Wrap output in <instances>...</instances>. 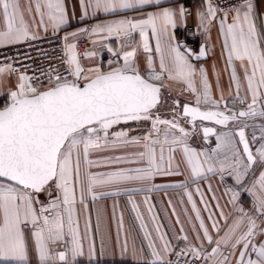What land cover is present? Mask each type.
<instances>
[{"label":"snow or ice","instance_id":"1","mask_svg":"<svg viewBox=\"0 0 264 264\" xmlns=\"http://www.w3.org/2000/svg\"><path fill=\"white\" fill-rule=\"evenodd\" d=\"M76 2L82 17L129 10L144 14L140 18L124 15L104 20L66 34L60 59L68 66L67 75L61 74L58 67H49L42 68L40 75L17 76L16 90H9L7 103L0 108V262L32 264L30 257L34 253L36 264H76L77 258L85 254L84 240L90 231L87 220L83 233L80 230L78 203L86 210V196L95 202L105 195L119 194L121 189L128 193L153 191L161 187L153 183L157 177L184 175L183 165L188 179L172 187L185 189L184 195L199 222V230L193 226L196 243L185 234L180 237L185 247L173 248L149 205L156 233L153 237L130 196L129 203L150 255L148 258L143 250H134L137 264H264V31L257 27L254 0H204V7L195 13L197 32L202 31L207 38L213 20L218 19L226 64L231 69L230 82L236 92L234 97L229 95L231 108L222 91L219 100L213 98L207 70L191 63L192 59L207 58V45H201L196 54L176 40L178 21L186 24L191 14L184 5L167 7L161 0ZM147 7L158 10L145 11ZM68 23L64 0H26L23 7L20 0H0V48L40 39V28L45 32L51 29L55 35ZM80 34L97 37L94 44L118 41L119 51L110 44L103 45L117 57L108 61V71L99 65L87 70L82 67L77 44L68 43L70 37ZM150 39L155 41L158 68L151 55ZM141 50L148 54L144 73L139 67ZM96 55V51L85 52L86 58ZM236 62L243 72V84ZM17 72L12 63L0 64V77ZM93 72L94 76L86 74ZM165 76L184 84L182 91L196 97L195 106H182V115L190 118L192 131L181 126L175 114L172 119L159 114V106L166 103L162 99V88L167 86ZM81 79L87 81L83 86ZM172 104L175 113L180 102L173 99ZM236 104L241 105L238 111ZM258 118L260 123H256ZM197 119L228 129L217 132L214 127H203L205 140L215 136L214 148L198 150L190 146ZM144 122L150 126L142 129L139 125ZM132 123L137 127H130ZM230 123L235 127L229 128ZM250 127L254 130L249 138L246 129ZM100 152L122 154L93 159V153ZM114 165L136 166L113 168ZM93 167L113 170L92 172ZM210 176L219 177L224 184L223 195L228 197L231 213H225L211 183L207 185L211 202L199 187V181ZM226 177L231 178L232 185L226 183ZM189 182L197 185L195 193L215 236L193 192L187 190ZM131 185L141 187H128ZM242 192L249 197L247 208L240 202ZM41 195L45 200L40 199ZM144 203L148 204L147 198ZM169 205L179 223L171 200ZM88 257L93 258L91 243Z\"/></svg>","mask_w":264,"mask_h":264},{"label":"crops","instance_id":"2","mask_svg":"<svg viewBox=\"0 0 264 264\" xmlns=\"http://www.w3.org/2000/svg\"><path fill=\"white\" fill-rule=\"evenodd\" d=\"M26 0H20L21 6L25 5ZM65 7L69 16V23L64 25L59 32H63L64 35L78 31L79 29L86 28L87 22H102L108 19H119L126 15L129 18H140L144 13L134 10L126 11L125 13L120 14H112V15H104L101 14L96 18H93L91 15L87 17H82L81 9L76 2V0H64ZM162 5L172 8H179L181 5L176 0H161ZM255 5V13L257 16V27L259 30L264 31V0H254ZM204 7V0H198L194 2L193 5V15L190 18L186 19V24H180L178 21V26L175 29L176 40L182 44L186 45L187 41V32L186 28L188 25H193L197 30V18L196 11L198 9H202ZM73 9L74 14H73ZM157 8L147 7L145 11H155ZM34 14V13H33ZM26 19H28L27 13ZM38 19V18H37ZM229 22H231V16H229ZM58 32V33H59ZM38 35L40 37L51 36L54 35L49 29L47 32L40 28L38 30ZM199 35V45H207L209 51L207 58L204 61H195L191 60L197 68L203 66L207 70L208 79L211 84V92L214 99L219 100L221 97V91L223 92V96L225 100H229V95L234 97L235 86L230 82V72L231 69L228 68L226 64V53L223 50V39L219 30V22L217 20H213L210 32L208 33L207 38L205 34L201 31L198 32ZM82 34L77 37H70L68 43H78ZM97 37H92L90 35L87 51H96L97 55L93 58H86L85 52L82 54L78 53L80 64L82 67L87 70L89 68H94L99 65L103 71H108V61L116 60L117 57L113 56L108 52L107 47L103 45L110 44L111 47L119 51V43L115 39L101 41L99 43H93V40H97ZM136 40H139L138 35L136 36ZM11 46V45H10ZM150 46L153 48L151 55L153 56L154 62L158 68L159 65V57L155 53V41L154 39H150ZM183 50V49H182ZM148 54L143 53L141 50L138 54L139 58V67L142 73L145 72L146 63L145 59ZM123 61L121 60L120 63ZM237 73L240 76L241 83H244L243 72L240 68L239 62H236ZM89 76H94L95 73H86ZM217 74L219 76V87L217 86ZM17 76L15 74H5L3 77H0V108H2L8 100V92L9 90H16L17 85ZM165 85L166 87L162 88V97L166 103L163 105L164 107L159 108V114L162 118L172 119L173 115H176V118L179 124L185 127L186 130L192 131L193 128L189 124V120L187 118H183L181 116L182 106L185 103H189L192 106H195L196 97L192 93L188 91H182L185 88V85L176 82L169 81L165 76ZM197 87H199V77H196ZM87 82L84 79H81L79 83ZM243 94V90H242ZM173 99H177L180 102V107L175 108V113L173 112V108L175 107L172 104ZM229 108L233 105L229 100ZM203 107V105H202ZM241 108V105L236 104L235 109L238 111ZM221 109L223 110V105H221ZM162 111L164 114L162 115ZM259 118L256 123H260ZM251 123V122H250ZM130 127H137L136 124L129 125ZM150 125L148 122L145 124L139 125V127L147 128ZM203 127H214L217 132L226 131L228 129L215 125L209 121H200L197 119L195 121V135H193L189 139V144L192 147L197 148L198 150H210L215 147L216 140L215 136H209L207 140L203 137ZM235 126L230 123L229 128H234ZM116 130V129H114ZM253 128L246 129V135L250 138L253 132ZM132 135H136L137 133L133 132ZM258 134V132H257ZM238 139V138H237ZM242 147V146H241ZM118 155L122 154L120 152L112 153V152H100L93 153V159L97 157L109 156V155ZM177 159H179L180 153L176 154ZM136 165H114L115 167H135ZM113 170L112 168L106 167H93L91 169L92 172H104ZM181 171L184 172V175H173L167 177H157L153 183L156 185H160L161 187L153 190V191H138L128 193L123 189L120 190L119 194L115 195H105L95 202L90 199L85 198V202L87 204V209L81 206L79 203L76 206L80 230L83 233L85 220L88 221L90 231L89 237L84 240V255L77 258L76 264H137V260L133 257V251L140 252L143 250V254L145 256L149 255V250L147 248V240L144 238V232L139 227V221L136 220V213L132 210L131 204L129 203L130 196L131 199L134 200L139 206V211L145 218V222L148 225V231L152 232L153 237L156 236L154 231V225L150 220V213L148 212V206H152V211L157 217V223L161 225V231L166 233V238L169 239L173 248L178 245H185V241L180 239L181 236L187 235L189 240L192 243H196L195 232L193 230V226L195 225L196 230H199V222L195 219V214L191 211V205L187 202V197L184 195L185 189L172 187V185H176L182 182H185L188 179L187 170L184 169L183 165H181ZM211 183L214 190H216L217 196L220 197V204L224 208L225 213H231L232 207L228 204V197L223 195L224 192V184L220 182L219 177L210 176L208 180L199 181V187L204 190L206 196L211 202V194L207 191V185ZM226 183L228 185H232L233 181L231 178L226 177ZM128 187H141L140 185H131ZM196 184L191 182L188 183V191L193 192V198L196 200L197 207L201 209V215L205 219V223L209 227L210 233L215 236L216 234L212 232L211 223L207 219V213L203 210V205L200 203V198L195 193ZM106 191L115 192V189H108ZM145 198L148 200V204H145ZM40 199L43 201L45 197L43 195L40 196ZM169 200H171V205L175 206L176 213L179 216V223H177V216L173 215L172 206L169 205ZM249 197L246 193L241 194V203L247 208ZM213 207H214V202ZM217 218L219 216L217 214ZM231 222V221H229ZM223 224V221H221ZM181 225H183L184 231L181 232ZM127 236V247L124 248L125 237ZM89 243L93 246V258L89 259L88 257V249ZM239 250H237L238 252ZM252 258H255V255L252 254ZM32 264H36V257L33 253L30 257ZM3 264V262H0ZM234 264V261H233Z\"/></svg>","mask_w":264,"mask_h":264},{"label":"built area","instance_id":"3","mask_svg":"<svg viewBox=\"0 0 264 264\" xmlns=\"http://www.w3.org/2000/svg\"><path fill=\"white\" fill-rule=\"evenodd\" d=\"M179 4L184 5L190 15H193V5L197 0H176ZM214 3H220L222 0H213ZM239 0H232V3H237ZM94 23L92 21L86 23V28H90ZM188 35L187 47L193 52L198 50L199 35L196 27L188 25L186 28ZM64 34L62 32L55 35L41 37L40 39L31 40L28 42H22L19 44L0 48V64L5 62L12 63L18 70L15 75L27 74L29 76L40 75V70L43 68L47 70L49 67H58L61 70V74L67 75L65 69L68 67L64 64L60 57L63 55V40ZM90 34H82L77 43V52L79 54L84 53L88 48ZM47 53L48 56L42 55ZM5 57L9 59L6 61ZM43 80V77L41 76ZM43 89V88H42ZM185 245H178L176 250L184 248ZM174 259V257H173Z\"/></svg>","mask_w":264,"mask_h":264},{"label":"water","instance_id":"4","mask_svg":"<svg viewBox=\"0 0 264 264\" xmlns=\"http://www.w3.org/2000/svg\"><path fill=\"white\" fill-rule=\"evenodd\" d=\"M198 52H199V51H198ZM198 52H196V54H198ZM193 60L199 62V61H204L205 59H201V60L193 59ZM84 83H86V82H84ZM84 83H80L81 86H83ZM162 99H163V97H162ZM159 108H162V106H159ZM159 108H158V110H159ZM181 116L183 117L182 113H181ZM183 118H184V117H183ZM165 119H167V118H165ZM187 119L189 120V124H190V126L193 128V125L190 123V118H187Z\"/></svg>","mask_w":264,"mask_h":264},{"label":"flooded vegetation","instance_id":"5","mask_svg":"<svg viewBox=\"0 0 264 264\" xmlns=\"http://www.w3.org/2000/svg\"><path fill=\"white\" fill-rule=\"evenodd\" d=\"M163 107H164V106H162V108H163ZM162 108H161V109H162ZM162 110H163V109H162ZM160 114H161V113H160ZM163 114H164V111H162V115H163Z\"/></svg>","mask_w":264,"mask_h":264},{"label":"rangeland","instance_id":"6","mask_svg":"<svg viewBox=\"0 0 264 264\" xmlns=\"http://www.w3.org/2000/svg\"><path fill=\"white\" fill-rule=\"evenodd\" d=\"M143 124H145V122Z\"/></svg>","mask_w":264,"mask_h":264}]
</instances>
